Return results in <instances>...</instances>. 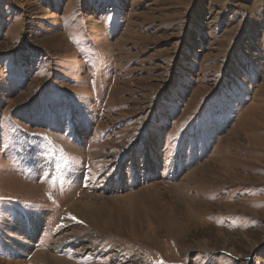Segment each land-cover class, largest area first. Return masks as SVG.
Masks as SVG:
<instances>
[{"label": "rangeland", "instance_id": "obj_1", "mask_svg": "<svg viewBox=\"0 0 264 264\" xmlns=\"http://www.w3.org/2000/svg\"><path fill=\"white\" fill-rule=\"evenodd\" d=\"M0 264H264V0H0Z\"/></svg>", "mask_w": 264, "mask_h": 264}, {"label": "bare ground", "instance_id": "obj_2", "mask_svg": "<svg viewBox=\"0 0 264 264\" xmlns=\"http://www.w3.org/2000/svg\"><path fill=\"white\" fill-rule=\"evenodd\" d=\"M78 239L79 238H77L76 240L75 239H73V240H70V242L67 244H64V245H58V249L57 250H62V249H64V248H66L65 246H68V245H70V244H74V242L75 241H78ZM85 241L86 242V244L81 248V251H87V250H91V241H90V238H82V241ZM50 260H51V258H50ZM37 263V262H36Z\"/></svg>", "mask_w": 264, "mask_h": 264}, {"label": "snow or ice", "instance_id": "obj_3", "mask_svg": "<svg viewBox=\"0 0 264 264\" xmlns=\"http://www.w3.org/2000/svg\"><path fill=\"white\" fill-rule=\"evenodd\" d=\"M33 135H36V134H33ZM72 219H75L74 217Z\"/></svg>", "mask_w": 264, "mask_h": 264}]
</instances>
